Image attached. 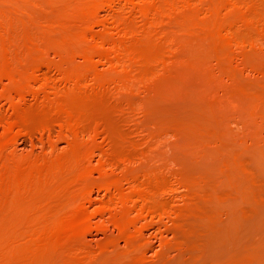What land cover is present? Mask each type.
<instances>
[{
    "label": "rangeland",
    "instance_id": "rangeland-1",
    "mask_svg": "<svg viewBox=\"0 0 264 264\" xmlns=\"http://www.w3.org/2000/svg\"><path fill=\"white\" fill-rule=\"evenodd\" d=\"M0 264H264V0H0Z\"/></svg>",
    "mask_w": 264,
    "mask_h": 264
}]
</instances>
